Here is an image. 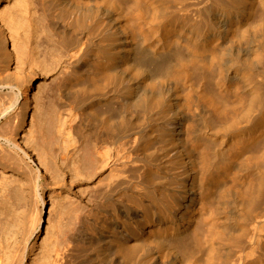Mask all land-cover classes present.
Masks as SVG:
<instances>
[{"label": "bare ground", "instance_id": "6f19581e", "mask_svg": "<svg viewBox=\"0 0 264 264\" xmlns=\"http://www.w3.org/2000/svg\"><path fill=\"white\" fill-rule=\"evenodd\" d=\"M35 1L62 43L68 78L83 79L66 98L67 119L77 133L85 131L89 115L97 121L88 144L91 169L122 168L100 191L109 199L131 197V206L124 198L118 202L120 218L114 211L112 224L103 221L96 264H264V213L256 209L264 193V2L250 23L254 0H197L204 17L190 24L189 0ZM244 5V15L236 16ZM27 6L21 13H29ZM230 16L229 26L222 24ZM161 62L169 63L170 78L153 79L150 65ZM191 77L200 81L201 97H192ZM15 82L11 91L23 90L0 111L8 131L17 123L19 98L28 100L32 88L31 81ZM89 94L97 98L88 109ZM116 96L118 119H99L94 107ZM136 108L140 126L129 112ZM193 108L200 109L203 141L191 137ZM150 133L157 139L155 160L143 152ZM143 198L151 199L144 210L138 208ZM72 240L66 237L45 264H73ZM24 252L16 249L13 264L24 263Z\"/></svg>", "mask_w": 264, "mask_h": 264}, {"label": "rangeland", "instance_id": "374dc122", "mask_svg": "<svg viewBox=\"0 0 264 264\" xmlns=\"http://www.w3.org/2000/svg\"><path fill=\"white\" fill-rule=\"evenodd\" d=\"M34 1L0 0V29L5 32L8 44V49H5L0 34V111L12 104L15 93L23 90L21 86L18 91H11L10 87L16 80L24 84L29 81L32 83L28 100L19 98L14 112L18 113V119L12 131H8L6 119L0 122V128L3 125L0 134L4 133L1 131L4 130V125V131H8L3 134L5 138L0 135V258H4L3 262L6 263L11 259L7 264H13L16 249H22L25 251L23 264H45L56 248L63 246V240L71 236L73 244L69 245L72 248L69 253L73 264H96L102 238L105 236L101 229L103 221L112 224L114 211H124L119 209L120 199H126L127 205L131 206L128 202L131 197L127 192L109 199L100 191L109 176L120 172L122 168L119 171L117 167L104 169L98 174L91 169L88 144L94 142L93 132L98 130L97 121L90 119L89 110H86L89 115L88 122L86 121L88 126L84 132L77 133L71 127L73 123L67 119L69 105L66 98L77 92L83 79L68 78L70 71L68 72L64 63L62 43L47 27L42 9ZM189 2L190 24L192 21H201L204 15L199 10L197 0ZM262 2L264 0H254V3L247 1L248 4H253L250 23L257 20ZM22 5L27 6L29 13H21ZM239 8L242 10L236 11V16L244 15L246 5ZM230 18L231 16L222 17V24L229 26ZM192 29L190 26V30ZM221 37L220 41L228 47L229 36L222 34ZM168 64L161 62L160 65H150L154 69H151V77L170 78L167 76ZM170 65L176 63L171 62ZM189 85L192 97H201L196 92L200 81L191 77ZM184 91L185 88L180 87L179 92L182 94ZM212 94L208 92L210 99L214 98ZM95 98L97 96L93 94L88 95L85 99L86 108H90ZM119 103L120 97L116 96L108 104L95 106L94 110L99 119L107 116L117 120L118 117L115 116L120 111ZM197 110L200 109L193 108V140H198L202 123L197 117ZM129 112L134 115V122L140 126L141 120L136 117L140 113L139 108ZM151 128L150 126L146 130L150 131ZM155 136L153 133L149 134L151 142H148L143 151L146 160L157 158ZM15 146H19L27 158ZM256 153L257 150L253 152ZM262 171L264 173V168ZM152 176L157 178L156 182L160 180L159 175ZM150 200L143 198L138 208L146 209ZM256 209L259 215L264 213V193ZM238 210L242 214L246 208L242 206ZM40 211L41 217L38 218ZM116 212L114 214L119 216V212ZM85 221L95 227L90 230L85 228ZM129 226H134V220ZM224 244H227L226 240Z\"/></svg>", "mask_w": 264, "mask_h": 264}]
</instances>
